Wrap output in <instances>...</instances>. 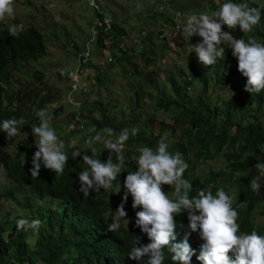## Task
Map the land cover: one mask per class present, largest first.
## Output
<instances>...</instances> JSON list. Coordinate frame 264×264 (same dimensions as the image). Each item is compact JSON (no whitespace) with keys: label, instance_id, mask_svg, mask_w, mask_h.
Wrapping results in <instances>:
<instances>
[{"label":"trees","instance_id":"1","mask_svg":"<svg viewBox=\"0 0 264 264\" xmlns=\"http://www.w3.org/2000/svg\"><path fill=\"white\" fill-rule=\"evenodd\" d=\"M238 1L232 0L234 3H238ZM225 2L228 0H210L208 5L210 10L215 11ZM248 5L261 6L264 4L249 2ZM199 12L197 11L195 14L198 15ZM97 15L104 16L102 9L100 15ZM163 20L172 24L170 15ZM9 26L0 22V124L5 119L23 118L25 124L20 126V130L27 138H31L33 137L31 127L39 124L37 111L52 104V114L56 119L62 115L66 118L63 124L66 127H58L62 125V121H54L51 126L59 140L77 137L75 127H80L84 131L80 143L85 142L90 128H95L96 132L103 135H106L103 133L105 128H111L115 133H119L124 128L129 130L137 128L139 131L136 135H131L130 132V138L124 145L123 154L126 159L121 176H117L111 189L107 191L101 189L99 194L92 192L85 197L78 192V176L76 174L81 166H85V168L87 166L81 157L73 158V149L69 147L65 148L68 153L65 171L70 173L78 169L75 176H71L72 178H67L66 174L56 176L54 172L44 168L43 165L40 175L33 178L29 172L32 163L23 165L20 170L23 177L19 179L33 186L29 192H26L25 202L21 204L22 206L16 202L18 196L14 191L4 192L5 196L15 201L13 205H20L24 214L16 215L11 221L9 211L5 214L0 213V264H92V262H85L93 261V256L99 249V246L96 247L97 241L99 243L97 221L105 223L110 210L115 209L117 202L122 201L124 189H117L119 181L126 177L127 172L136 170L138 149L143 146L155 148L162 137L169 144V151L173 154L180 152L189 164L183 178L187 180L189 178L193 185L190 196L197 195L199 192L197 188L201 190L207 186L208 182L218 178L233 187L234 195L250 198L251 205L264 198V195H256L249 186L253 178L260 177L255 165L258 162L264 163V124L258 117L257 111L252 109V105L256 106V110L264 108V90L258 94H250L245 91V87L243 90L241 89L239 83L243 82L242 86H245L247 78L236 67L230 65L231 61H237L231 52L229 54L225 52L223 59H218L211 66H205L199 59H190L185 66L177 68V71L183 75L182 78L178 75L167 77L171 84L170 93L157 91L152 94L141 81L144 76L143 71L134 63L131 55H128L132 47L121 42V36L127 35L125 28L121 27L117 21H111L113 44L105 46L100 42L99 46H104L105 50H118L117 52L113 51L114 62L121 66L125 62L130 64L128 71L122 67L121 72L133 77L135 87L127 89L124 93L117 92V97L111 96L106 102L96 98L92 100L89 108L83 110L81 99H77L78 106H75L73 102L69 107L67 103H63L57 88L43 85L45 71L35 70L33 73L35 81L30 78L26 85H22L19 80L22 68L29 69L32 62L42 59L47 53V46L42 33L35 25H24V30L18 36L9 34ZM222 30H228L227 26H223ZM156 34L161 35L163 31L150 30L146 36L147 42L150 44H143L140 54L146 64L153 61L146 55V50L151 46ZM235 34L239 39L242 33L235 31ZM246 34H248V37L245 38L246 41L255 39L258 43H264V11H262L259 24L253 28L252 32ZM103 35L102 27L98 28L99 41ZM226 50L231 51L227 46ZM99 62L100 60L94 61L92 66L97 71L96 81L101 84L104 80L99 76H102V73L106 74L103 68L109 67L111 63L100 64ZM153 74L154 69L148 75ZM58 75L61 77L62 73L59 72ZM64 76L68 78V76ZM142 80L150 82L147 77ZM194 84L201 86L202 92L190 95L188 88L193 89ZM229 84L232 86L231 91H237L238 97L235 100L223 101L221 104L217 101L212 104V93L210 92L213 87L229 88L227 86ZM129 96H132L131 100L126 98ZM121 101L124 103L118 105ZM146 101L154 105L152 107L154 112L152 115L148 112L142 116L140 113L145 110ZM159 111L168 114L169 121L164 118L157 120L155 114ZM249 112H251V117H246L245 114ZM155 122H157V126ZM91 134L95 135V133ZM6 136L0 127V163H5L6 167L10 169L13 160L19 159L20 156L14 155L12 152L9 153L5 149L4 142L13 140V138L6 140ZM95 147L97 149L95 158L105 162L109 156L108 150L104 149L102 143H97ZM22 150L21 147L19 154ZM86 150L87 147L82 150L80 148L79 151L84 153ZM87 154L92 155L90 151ZM219 156L224 159L228 166L227 170H215L214 166L208 164L210 160ZM112 159L115 161V153L112 154ZM199 164L206 166L208 176L202 181L198 176L190 177L188 174L195 171L196 168H200ZM260 183L261 189H263L264 178L260 179ZM57 186L66 187L71 191L78 200L79 209L84 210L78 214H69L67 205L55 202V207L52 204L53 209L50 208L48 211L41 201L48 193L54 194ZM65 200L70 202L68 197H65ZM28 211H31L32 214L26 216L25 212ZM261 211L264 214V210ZM243 215L245 223L251 228L259 227L264 230V216L260 220L257 218L254 220L247 211ZM20 218L41 220L39 232L33 234L23 230L17 231L15 224ZM165 256L163 264H172L171 254L166 249ZM190 264H201V262L192 258Z\"/></svg>","mask_w":264,"mask_h":264},{"label":"clouds","instance_id":"2","mask_svg":"<svg viewBox=\"0 0 264 264\" xmlns=\"http://www.w3.org/2000/svg\"><path fill=\"white\" fill-rule=\"evenodd\" d=\"M262 11L264 5L249 6L228 0L210 13L183 14L184 21L178 27L182 36L202 39L196 44L194 41L188 43L205 66L215 64L218 59H223L225 52H231L237 61H231L230 65L247 78L245 91L258 94L264 90V43H258L255 39L246 41L243 37L237 39L230 32L223 31L222 27L227 26L232 31L238 27L242 33H250L259 24ZM97 14L100 15L94 12L93 19ZM6 16L15 17L13 0H0V20ZM23 30L22 23L8 27L11 36H18ZM161 35L164 36V33ZM224 45L231 51L226 50ZM100 50L103 54L104 46ZM107 51L110 52V49ZM104 60L101 59L99 63L104 64ZM94 61L90 56L86 69L91 68ZM36 115L39 124L31 127V138L20 130V126L25 124L23 118L5 119L0 124L7 135L5 139L13 138L12 142H4L5 149L20 156L13 160L10 169L5 163H0V190L5 188V184L12 185L6 187L4 192L11 190L17 196L24 194L25 197L26 192L32 189V184L19 179L23 177L20 170L26 164L32 163L29 172L33 178L40 175L42 165L56 176L66 174L67 178L75 176L78 170L65 171L68 153L64 141L59 140L55 130L50 127L52 117L48 110L40 109ZM138 131L137 128H124L115 133L113 129L105 128L103 133L106 135H103L95 128L88 129L89 135L85 140L87 150L73 153L74 159L81 157L87 166H81L76 174L79 193L87 197L92 192L99 194L101 189L107 191L113 187V182L117 176H121L125 165L124 145L130 138V132L136 135ZM97 143H102L109 152L105 162L95 158ZM16 144L18 148L14 151ZM21 147L23 150L19 154ZM89 151L91 156L87 154ZM138 152L136 170L127 172L117 186V189H124L122 201L110 210L105 223L96 220L99 224V243L97 241L96 247L99 246V249L93 261L85 263L163 264L166 249L171 254L172 264H190L192 258L201 264H264V230L251 228L245 223L243 215L247 211L254 220L257 218V215L251 214L253 203L251 205L250 198L234 195L231 186L217 185L220 181L218 178L208 182L201 190L197 188V195L190 196L193 185L189 178H183L189 164L180 152L173 154L169 151L164 137L155 148L143 146ZM113 153L116 154L115 161L112 159ZM255 168L260 177L253 178L249 186L253 192H258L262 186L260 179L264 178V163L258 162ZM55 190L54 194L48 193L41 201L48 211L53 209L52 204L55 207V202L67 205L69 214L84 210L79 209L78 200L66 187L57 186ZM65 197L70 198V202H66ZM41 223L39 219L20 218L15 225L17 231L30 230L35 234L39 232Z\"/></svg>","mask_w":264,"mask_h":264},{"label":"rangeland","instance_id":"3","mask_svg":"<svg viewBox=\"0 0 264 264\" xmlns=\"http://www.w3.org/2000/svg\"><path fill=\"white\" fill-rule=\"evenodd\" d=\"M163 1L97 0L98 8L101 7L100 10L102 9L104 16L112 22L117 21L121 27L125 28L128 36L125 37V40L122 39L121 41L132 47V50L128 55H131L134 63L141 68V71H143L144 76L142 79L147 77L150 80V82L147 83L141 79L143 84L152 94L157 93V91H166L167 93L171 92V84L167 77L169 75H178L182 78L183 75L177 71V68L185 66L186 62L190 59H198L196 53L192 52L193 48L190 44H188V42L194 41L196 44L202 40H197L196 36H193L190 39L186 36H182L181 30H174L171 25L163 19L169 15L177 16L179 14L182 16L185 13L187 15H192L197 11H200V13H210L213 11L210 10L208 5L210 0H169L170 2H167V5L164 4ZM249 2L264 4V0L238 1V3L247 4ZM89 4L88 0H13L15 17L9 18L6 16L3 20H0V22L6 23L7 25H19L21 23L23 25H35L42 33L44 42L47 46V53L42 59L32 62L29 69L22 68L19 73L21 77L19 80L22 85H26V82L29 81L30 78L34 79L33 73L35 70L45 71L42 82L43 85H49L51 88H57L62 96L63 103H67L69 107L72 102L77 99H81L83 102V110H85V108H89L92 100L96 98L106 102L108 98H111V96L117 97V92L122 91V93H124L127 89H132L133 86L135 87V85H133V83L135 84V80L132 79L133 77L129 74L124 75L121 72L122 67H124L127 71L129 70L130 64L126 62L123 66L117 65L115 62L109 64V67L105 66L103 69L106 74L102 73V76H99L104 80L101 84H98L96 81L95 75L97 71L94 66H91V68L88 67V69L84 68V70L82 72L80 71L77 75L73 72L72 74H68V76L71 75L69 76L70 79L66 78L63 74V77H59L58 74L61 70L65 68L73 69L75 67L77 64L76 52H81L88 39L91 37L90 25L93 21V15L96 9ZM179 15L177 18H179ZM143 28L148 31L162 30L164 33V36L155 35L151 46L146 50L148 58L153 59V61L148 62V64H146V61L140 54L143 49V47H140V44L143 45L146 43L149 45L150 43L147 42L146 38L145 41H142L140 44H136L134 41V37ZM226 31L234 34V37L237 35L235 34V31L238 33L241 32L238 27L235 31H231L230 29ZM162 36L165 40L161 38ZM242 37L245 39L248 37V34L242 33L241 36H239V39ZM163 43H165V45H163ZM224 46L226 48V45ZM89 47L91 56L95 61H99L104 58L106 60L107 57L113 55V51H118L117 49H110V52H112V54H110L107 49L104 50L102 54V50H100L101 47L98 46L96 39L90 43ZM153 69L154 74L148 75ZM76 77L80 80V82L85 81L90 88V90L84 95L73 94L70 92ZM239 84L243 90L245 86L242 85H244V83L240 82ZM227 86L229 88L213 87V90L210 92L212 93V104L216 101L221 104L223 101L230 99L235 100L238 97L239 94L237 91H231V84ZM201 92V86H198L197 84H194L193 89L188 88V93L190 95H197ZM126 98L131 100L132 96ZM123 103L124 101H121L118 105H122ZM145 106V110H142L140 114L145 116L149 112L152 115L154 112L152 107H154V105H152L151 102L146 101ZM44 109H47L51 114V117L55 118L51 119L50 127L54 121H62V125H59L58 127H66L63 125L66 121L64 115L60 116L59 119H56V117L52 114V104H49ZM252 109L257 111L258 117L264 124V108L256 110V106L252 105ZM155 116L157 120L164 118L169 121V115L163 114V111L157 112ZM245 116L251 117V112L245 114ZM155 125L157 126V122H155ZM75 130L77 131V137L74 139L63 140L65 148L67 149V147H69L70 149H73V153L77 150L79 151L80 148L82 150L87 147L85 142L80 143L81 136L84 133L83 129L75 127ZM17 146L18 144L15 145L14 151H17ZM25 152L26 151H24V153ZM208 164L214 166V168H216L215 170H227L228 168L222 156L210 160ZM199 167L200 168H196L195 171L193 170L188 174L190 177L199 176L204 180L208 177L206 174V166L199 164ZM1 183L4 184V181H1ZM217 185H226L227 188H230L229 183L225 184L221 181H218ZM10 186L12 185L5 184V188L0 190V193L2 194L0 197V213L5 214L9 211L11 221H13V218L16 215L24 214L20 205L25 202V197L24 194L19 195L16 202L20 205H13L15 201L4 195V191ZM263 192L264 188L255 193L256 195L258 194L263 196ZM261 210H264V198L253 204L251 214L257 215V219L260 220L261 217L264 216ZM31 214V211L25 212L26 216ZM28 232H30V230Z\"/></svg>","mask_w":264,"mask_h":264},{"label":"built area","instance_id":"4","mask_svg":"<svg viewBox=\"0 0 264 264\" xmlns=\"http://www.w3.org/2000/svg\"><path fill=\"white\" fill-rule=\"evenodd\" d=\"M88 1L90 3L89 5H91L92 7H94L96 9V11H95L96 13H101L100 8H98L97 0H88ZM160 1H163V0H160ZM167 2H168L167 0L163 1V3L166 5H167ZM178 15L172 16L171 27L174 25V29L181 30L178 27V24L183 23L184 18L180 15H179V18H177ZM100 27H102L104 35L101 37V40L99 41L98 40L99 39L98 38V28H100ZM111 29H112V27H111L110 19H108L104 16H102V17L96 16L90 25L91 37L86 42L84 49L81 52L77 53V56H76L77 57V64L75 65V67L73 69L72 68L63 69L62 70L63 75L68 76V74H72V72L77 75L80 71L82 72L84 70V68H86L87 63H88L90 56H91L89 45L95 39H96L97 44H99L100 42H102L105 46L113 44ZM148 32L149 31L146 30L145 28L141 29L138 32V34L134 37L135 43L140 44L142 41H145V38H146ZM125 37L126 36H121V40L122 39L125 40ZM122 43H124V42H122ZM140 47H143V45L140 44ZM114 61H115V59L112 56H109V57H107L106 60H104V63L109 64V63H113ZM69 76H71V75H69ZM69 76H68V79H70ZM79 82H80V80L76 77L75 81L72 84V88L70 89L71 93L83 95L88 91V84L85 81L80 82V83ZM78 102H79L78 100L74 101L75 106H78Z\"/></svg>","mask_w":264,"mask_h":264}]
</instances>
